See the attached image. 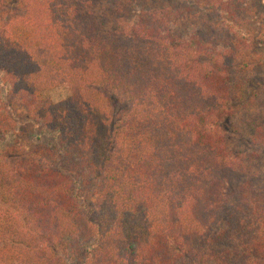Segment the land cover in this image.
<instances>
[{"label":"trees","instance_id":"16d2710c","mask_svg":"<svg viewBox=\"0 0 264 264\" xmlns=\"http://www.w3.org/2000/svg\"><path fill=\"white\" fill-rule=\"evenodd\" d=\"M263 31L264 0H0V264H264V164L227 127Z\"/></svg>","mask_w":264,"mask_h":264},{"label":"rangeland","instance_id":"374dc122","mask_svg":"<svg viewBox=\"0 0 264 264\" xmlns=\"http://www.w3.org/2000/svg\"><path fill=\"white\" fill-rule=\"evenodd\" d=\"M263 37H264V31H263ZM248 52V57L244 61L245 64H248V67H254V66H262L264 72V49H251ZM245 52L242 56L243 58L247 54ZM240 60L242 58H239ZM261 63V64H260ZM252 69V68H251ZM243 78V76H239V82ZM238 82V83H239ZM264 82V80H263ZM264 84V83H263ZM45 97H48L53 102L60 101L68 96V92L63 88H58L56 90L52 91H46L43 93ZM5 105L8 109L11 110V112L14 114V123H15V129L19 130L18 139H19V145L26 151L30 152L32 150V144L30 142V139L28 136L31 135L32 132V126L27 123V118L24 115V112L21 109V105L19 101H17L15 98H13L10 95H5ZM246 99L242 98H235L234 101H232V105L229 107H234L232 110V119L229 121V126L232 127V129H235V134L237 135L234 137V142L231 144V147H235L233 149H236L237 151H240V153H248L251 155H256V153L259 154L260 162L264 164V147H257L252 143L251 135H252V121L255 120L258 125L262 123L264 120V101L257 102L252 101L250 105L245 104ZM250 120V123H248ZM262 125V124H261ZM264 125V123H263ZM226 127V128H227Z\"/></svg>","mask_w":264,"mask_h":264}]
</instances>
